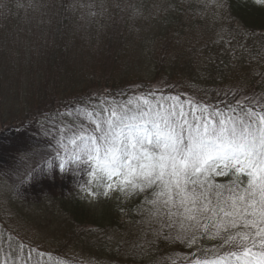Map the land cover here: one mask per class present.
Returning <instances> with one entry per match:
<instances>
[{
	"label": "rangeland",
	"instance_id": "obj_1",
	"mask_svg": "<svg viewBox=\"0 0 264 264\" xmlns=\"http://www.w3.org/2000/svg\"><path fill=\"white\" fill-rule=\"evenodd\" d=\"M250 5L264 2L0 0V264H193L222 243L157 237L146 196L71 140L113 105L188 111L195 99L227 116L225 101L264 96V23Z\"/></svg>",
	"mask_w": 264,
	"mask_h": 264
},
{
	"label": "snow or ice",
	"instance_id": "obj_2",
	"mask_svg": "<svg viewBox=\"0 0 264 264\" xmlns=\"http://www.w3.org/2000/svg\"><path fill=\"white\" fill-rule=\"evenodd\" d=\"M261 99L264 96L245 97L247 111L229 101L232 114L227 116L216 105L195 99L187 101L188 111L176 105L153 109L145 107L147 101L135 107L113 105L96 112L91 132L83 125L73 132L71 143L109 179L123 177L122 190L146 196L150 220H163L157 237L189 248L197 244L198 234L222 242L217 248H198L193 255L204 258L193 264H264ZM235 108H240L239 114ZM59 131L63 135L71 129ZM60 167L63 170L64 163ZM216 176L232 179L220 184L214 182ZM224 247L233 250L221 254Z\"/></svg>",
	"mask_w": 264,
	"mask_h": 264
},
{
	"label": "trees",
	"instance_id": "obj_3",
	"mask_svg": "<svg viewBox=\"0 0 264 264\" xmlns=\"http://www.w3.org/2000/svg\"><path fill=\"white\" fill-rule=\"evenodd\" d=\"M250 9H252L247 16L248 18H253L254 21H257L259 23H264V6L262 8L253 7L250 5ZM254 10V11H253ZM153 94V93H151ZM228 101H225L223 105H228ZM241 105L244 106V110L248 107V102L241 101L239 102ZM232 106L235 107L237 103L231 102ZM237 110L240 112V108H237ZM253 110H255V106H253Z\"/></svg>",
	"mask_w": 264,
	"mask_h": 264
}]
</instances>
